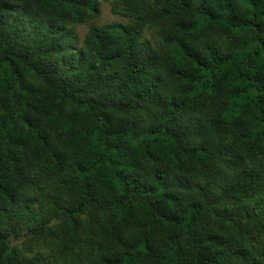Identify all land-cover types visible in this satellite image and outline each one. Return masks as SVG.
<instances>
[{
    "label": "clouds",
    "instance_id": "clouds-1",
    "mask_svg": "<svg viewBox=\"0 0 264 264\" xmlns=\"http://www.w3.org/2000/svg\"><path fill=\"white\" fill-rule=\"evenodd\" d=\"M172 2L177 0H108L105 7L129 15H144L158 11L161 5L171 8ZM80 5L75 9L57 8L51 16H45V20L52 19L57 25L66 21L71 25L90 26L99 20L105 26L99 33L89 32L83 59L77 45L76 52L66 57L68 64L59 65L45 78L40 91L31 96V102L40 106H47L55 98H70L73 103L67 114L57 108L55 118L51 113L41 115V133L50 134V139L47 147L41 145L38 154L29 155L31 163L25 167V174L31 181V192L15 180L12 171L4 172L14 193L33 197L30 207L40 214L28 226L35 229L32 234L22 231L23 225L18 226L17 219L22 212L17 202L5 197L6 202L0 204V216H10L11 220L0 226V231L9 234L8 241L0 240V264H117L127 255L128 244L141 248L140 254L133 255V264H156V249L161 247L158 242L163 233L171 234L172 230L163 228L157 219L154 206L161 199L159 193L143 195L141 189L155 183L156 175L165 176L171 182L179 174L183 182L172 157L179 156L180 145L189 143L197 150L207 149L202 157L204 164L196 173L197 179L188 182L186 189H179L203 206L204 211L196 218L197 224L209 226L217 222L212 210L223 208L228 209L229 215L255 212L264 223V182L248 187L239 184L244 172L264 176V134L259 137L249 134L243 141L238 139L240 113L224 119L231 97L223 88L202 92L195 99L189 95L192 80L187 74L204 81L212 80V76L203 73L186 57L178 63L166 55L160 64H154L137 50L133 61L127 42L135 38L132 31L135 24L125 23L129 34L118 53L108 42L118 31L117 27L105 23L103 11L100 16L93 11L104 5V0H80ZM193 5L184 9L180 17L189 21L195 17L197 0H193ZM178 18L169 15L168 36L173 41L190 39L192 34L186 28L176 26ZM248 18L251 19V14ZM152 22L160 23L158 18ZM68 40L74 43L71 37ZM218 55L206 53L201 58L209 72L213 71V61ZM106 68L110 73H119L120 78L112 84L100 83L97 77ZM161 69L167 74L168 89L174 90L159 87L153 90V77ZM224 88L230 89L232 84L224 82ZM20 95L23 97L24 93ZM194 128L201 130V138L195 141L190 134ZM170 137L175 143H168ZM134 201L140 203L133 206ZM191 215L186 224L191 223ZM53 219L58 224L55 228L50 223ZM186 224L179 227L185 228ZM234 224L235 227L225 232L237 244L255 235L257 243L249 241V252L264 264V257L259 255L264 251V231L250 232L239 220ZM13 236L20 239L10 243ZM185 236L186 232L180 233L179 251L171 245L163 249L172 264H188L195 256V249L184 246ZM145 245L153 251L143 252ZM113 252L120 255L113 256Z\"/></svg>",
    "mask_w": 264,
    "mask_h": 264
},
{
    "label": "trees",
    "instance_id": "trees-1",
    "mask_svg": "<svg viewBox=\"0 0 264 264\" xmlns=\"http://www.w3.org/2000/svg\"><path fill=\"white\" fill-rule=\"evenodd\" d=\"M197 3L195 17L190 21L180 17V13L184 9L192 8L193 0H177L172 2L171 8L161 5L158 11H150L144 15H129L127 12H117L112 8L116 14L126 20L106 22L109 27L115 25L118 29L108 42L114 45L119 53L123 50V41L129 34L128 29L124 27L125 23L135 24L136 28L132 29L135 38L127 42L129 57L133 61L137 50L144 54L148 62L154 64H160L166 55L178 63H182L186 57L203 73L212 76V80L204 81L202 78L197 79L195 75L187 74L192 80L190 97L195 99L202 92L210 93L213 88L217 91L223 88L231 97L223 113L224 119H231L235 113H240L237 116V127L240 132L238 139L246 140L249 134L259 137L264 134L262 127L264 126V27H262L264 0H197ZM68 6L72 9L81 6L80 0L75 2L74 0H0V204L6 202L5 197L17 202L18 209L22 212L17 217L18 226L23 225L22 231H27L29 234L35 229L28 226L34 223L35 216L40 213L30 207L29 202L33 197L14 193L13 186L4 172L12 171L15 180L25 184V191L31 192V181L25 174V167L31 163L28 159L29 155L32 152L38 154L41 145L47 147L50 139V134L41 133V115L51 113L55 118L57 108L62 114H67L73 103L70 98H55L47 106H40L31 102V96L40 91L45 78L55 72L59 65L68 64L66 57L76 52L77 45L80 46L81 59H83L89 32L99 33L105 26V24L93 23L77 41L73 29L80 24L71 25L63 21L57 25L52 19L45 20V16H51L57 8L63 9ZM93 11L97 16L100 15V8H94ZM170 14L179 17L176 26L182 30L186 28L192 34L190 39L173 41L168 36L171 25L167 20ZM249 14L251 19L248 18ZM155 18L159 19V24L152 22ZM257 20L261 22H256ZM197 33L202 35L197 36ZM229 35L231 39H228ZM68 37H71L74 43L69 42ZM206 53L220 54L213 61L212 72H209V68L202 63L201 58ZM132 66L135 67V64ZM32 74L35 75V79ZM101 76L104 79H101ZM119 78V73H110L107 68L97 77L102 84H112ZM153 80L154 91L157 87L162 90H174L168 89V85L165 84L167 74L163 69L153 77ZM213 80L216 83H213ZM224 82H230L232 88H224ZM48 83L51 81L49 80ZM209 84L211 87L207 86ZM20 93H24V96L22 97ZM82 111L87 110L82 109ZM191 119L189 117V120ZM190 134L193 141L201 138V130L198 128L192 129ZM168 143H175L174 138H168ZM206 152L207 149L203 148L197 150L192 143L180 145L179 156L173 155L172 162L183 175V182L179 174L171 182L167 181L165 176L156 175L155 183L141 189L143 195L159 193L161 199L157 200L154 206L157 219L163 228L172 230L171 234H168L163 233L161 229L163 238L158 242L161 247L156 249L154 260L156 264H172L163 249L171 245L179 251L180 233L186 232L184 246L196 250L195 256L188 261V264H261L249 252V241L252 244L257 243L255 235H249L248 239L237 244L230 234L225 232V229L235 227V220H239L240 224L250 232L264 231L261 216L255 212L229 215L227 208L220 211L213 209L212 215L217 217V222L209 226H201L197 224L196 218L204 211L203 206L194 198L179 192V189L187 188L188 182L197 179L196 173L204 164L202 157ZM144 179L146 183L149 182L147 177ZM257 182H264V176L244 172L239 180L242 187ZM139 203L134 201L133 206ZM241 207L248 208L249 205H241ZM40 211L42 212L43 208ZM190 213L191 223L186 224ZM9 220H11L10 216H0V226ZM50 223L54 228L58 226L55 219ZM182 224H186V227L180 228ZM8 236L6 231H0V240L8 241ZM19 239L18 236H13L9 242L15 243ZM127 249V255L117 264L124 262L133 264V255L141 253L139 245L128 244ZM152 251L147 245L143 247V252ZM112 255L118 257L120 253L113 252ZM259 255L264 257V251L259 252Z\"/></svg>",
    "mask_w": 264,
    "mask_h": 264
},
{
    "label": "rangeland",
    "instance_id": "rangeland-1",
    "mask_svg": "<svg viewBox=\"0 0 264 264\" xmlns=\"http://www.w3.org/2000/svg\"><path fill=\"white\" fill-rule=\"evenodd\" d=\"M108 4V0H104V5H102L100 7V14L101 11H103L104 15L102 17V19L106 22H110V21H118V20H126L125 18L119 16L118 14H116L113 10L112 7H105ZM100 16V15H99ZM93 23L95 24H101L99 20L93 21ZM88 26H85L84 24H80L74 27V32L78 38L77 41H79L84 33L86 32Z\"/></svg>",
    "mask_w": 264,
    "mask_h": 264
}]
</instances>
